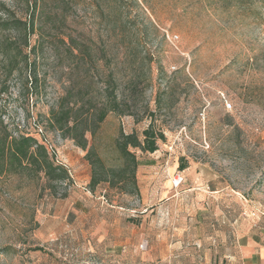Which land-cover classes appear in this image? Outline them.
Instances as JSON below:
<instances>
[{"label": "rangeland", "instance_id": "obj_1", "mask_svg": "<svg viewBox=\"0 0 264 264\" xmlns=\"http://www.w3.org/2000/svg\"><path fill=\"white\" fill-rule=\"evenodd\" d=\"M1 3L29 21L27 0ZM30 31L0 28V113L71 179L50 189L43 174L0 175V264H95L112 210L140 219L125 232L138 236L135 256L172 241L191 264H231L264 230V0H43ZM111 77L123 108L86 133L88 149L119 169L121 132H163L154 153L131 148L140 193L92 188L87 150L51 123L74 106L93 126Z\"/></svg>", "mask_w": 264, "mask_h": 264}, {"label": "trees", "instance_id": "obj_2", "mask_svg": "<svg viewBox=\"0 0 264 264\" xmlns=\"http://www.w3.org/2000/svg\"><path fill=\"white\" fill-rule=\"evenodd\" d=\"M42 1L27 0V5L32 10L29 21H23L18 18L10 7L5 3H1L2 7L0 8L5 13L6 18L0 20V28L4 30L21 28L23 25L26 26L29 23L30 29L33 31L36 12L41 9ZM5 92L4 85H0V101ZM121 108H123V102L119 98L114 85V79L111 77L105 91L104 104L101 108L96 109L93 126H84L82 125L83 122L72 118L76 110L74 106L62 107L60 110L54 109L51 113V123L53 126L57 123L61 129L67 131L78 146L87 150L86 158L92 166V177L90 181L92 188L101 182H107L112 186L120 183H132L133 190L136 193H140L137 180V169L140 166V162L131 148H138L143 152L154 153L159 148L158 141L165 139L163 132H158L151 127L143 130L142 137L136 132H121L116 141L117 149L123 161L119 169H108L95 150L92 147L88 149L89 141L86 133L90 132L94 136L108 113H120ZM179 167L180 169H184L187 165L182 163ZM26 172H31L34 175L43 174L46 178L47 187L50 189L54 188L53 184L55 182L71 179L67 167L57 162L55 155L50 153L44 142L29 134L19 133L14 135L0 113V175L7 173L23 174Z\"/></svg>", "mask_w": 264, "mask_h": 264}, {"label": "crops", "instance_id": "obj_3", "mask_svg": "<svg viewBox=\"0 0 264 264\" xmlns=\"http://www.w3.org/2000/svg\"><path fill=\"white\" fill-rule=\"evenodd\" d=\"M138 220L127 219L120 211L112 210L107 216V220L104 219L103 221L105 233L101 240L103 242L105 254L102 258L99 257L98 259H95L94 257L93 262L95 264H144L145 262L142 263V260H149L150 264H177L180 261L191 264L194 262V259L192 260L190 256H188L189 258L178 256L177 253L180 245L174 244L172 241L167 246L166 252L162 254H159L157 250L156 253L153 252L154 250L151 246L149 255L145 258L135 256L134 249L135 243L138 241V236H135L134 233H132V235L128 237L125 232L132 227H139L138 224L135 225ZM130 221L134 224H128ZM156 221H154V226H157ZM184 230L185 229H183V231ZM181 232L182 229H179L178 233L175 234H181ZM161 236L158 235L156 239L159 240L160 238H165ZM166 237L168 239L170 238V235H167ZM199 251L201 252V248H199ZM129 253L132 255L127 256ZM231 258L233 260L231 264H264V230L256 237L252 235L242 239L239 243L236 254H232ZM205 259L203 261H205ZM198 261L199 263L201 262L200 259Z\"/></svg>", "mask_w": 264, "mask_h": 264}, {"label": "built area", "instance_id": "obj_4", "mask_svg": "<svg viewBox=\"0 0 264 264\" xmlns=\"http://www.w3.org/2000/svg\"><path fill=\"white\" fill-rule=\"evenodd\" d=\"M226 104L228 107H231V104L228 101H226Z\"/></svg>", "mask_w": 264, "mask_h": 264}]
</instances>
